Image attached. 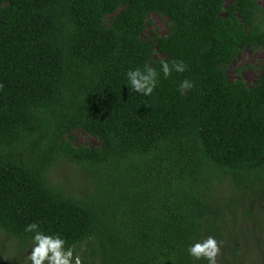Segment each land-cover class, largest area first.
<instances>
[{
    "label": "trees",
    "instance_id": "obj_1",
    "mask_svg": "<svg viewBox=\"0 0 264 264\" xmlns=\"http://www.w3.org/2000/svg\"><path fill=\"white\" fill-rule=\"evenodd\" d=\"M224 2L0 0V231L16 248L0 264H29L33 222L82 264H207L186 251L207 236L218 264H264V63L251 86L227 79L264 48V10ZM150 14L165 35L143 38ZM173 60L186 70L164 78ZM145 64L149 96L126 78ZM59 161L86 183L54 182Z\"/></svg>",
    "mask_w": 264,
    "mask_h": 264
},
{
    "label": "clouds",
    "instance_id": "obj_2",
    "mask_svg": "<svg viewBox=\"0 0 264 264\" xmlns=\"http://www.w3.org/2000/svg\"><path fill=\"white\" fill-rule=\"evenodd\" d=\"M185 70L186 65L183 61L173 60L171 63L161 61L164 78H168L173 71L183 73ZM157 76V71L148 64H145L143 69L136 68L126 73L131 90L144 96L153 93L157 86ZM193 87V82L185 79L180 83L179 91H188ZM25 232L33 233L31 252L25 258L29 264H82L81 256L71 246L66 247V241L59 234H45L36 222L28 224ZM221 246L215 237L207 236L191 244L186 251L194 261L204 260L207 264H218Z\"/></svg>",
    "mask_w": 264,
    "mask_h": 264
},
{
    "label": "rangeland",
    "instance_id": "obj_3",
    "mask_svg": "<svg viewBox=\"0 0 264 264\" xmlns=\"http://www.w3.org/2000/svg\"><path fill=\"white\" fill-rule=\"evenodd\" d=\"M230 0H225V4H228ZM257 5L264 10V0H256ZM149 23L146 24V27L143 31V38L147 39L153 35L163 36L167 31V21L163 17H159L156 14H150L148 16ZM161 56L157 53L153 55L154 59H159ZM264 63V48L251 51L249 48L242 49L235 59L229 64L227 70V79L228 80H242L247 86H251L256 78L259 76L260 66ZM74 143L79 145H89L97 146L99 144L98 139L90 136L87 133L82 131H75L73 134ZM50 177L54 182L67 183L68 186L77 185L83 186L86 183L87 177L79 169L72 167L66 161H59L54 167L50 170ZM227 188L226 185L223 186ZM75 191V190H74ZM78 194H81L80 190L75 191ZM260 208L264 212V203H261ZM248 222V221H247ZM261 228H264V222L262 220ZM249 227H252L251 223L246 224ZM8 235L0 231V259L12 258L14 257L15 242ZM31 252V248L28 247L24 254H22V259L25 263L26 256ZM239 263L245 261V257H240L238 260Z\"/></svg>",
    "mask_w": 264,
    "mask_h": 264
}]
</instances>
